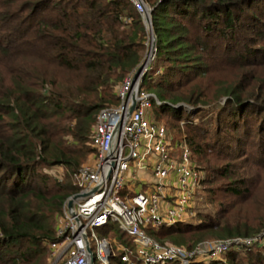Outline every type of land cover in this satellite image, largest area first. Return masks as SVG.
<instances>
[{"label":"trees","instance_id":"trees-1","mask_svg":"<svg viewBox=\"0 0 264 264\" xmlns=\"http://www.w3.org/2000/svg\"><path fill=\"white\" fill-rule=\"evenodd\" d=\"M146 1L159 68L140 88L148 82L159 101L151 96L157 120L184 130L214 206L197 223L147 232L187 247L254 235L264 228V0ZM146 39L129 0H0V264H47L97 112L118 101ZM192 264H264V241Z\"/></svg>","mask_w":264,"mask_h":264},{"label":"built area","instance_id":"built-area-1","mask_svg":"<svg viewBox=\"0 0 264 264\" xmlns=\"http://www.w3.org/2000/svg\"><path fill=\"white\" fill-rule=\"evenodd\" d=\"M129 1L141 13L147 30L143 65L136 76L137 67L115 86L118 101L97 112L90 129L91 159L70 177L75 189L66 196L54 237L48 241L49 264H111L112 256L137 264L132 251L145 264H192L219 256L232 245L250 246L262 238L260 233L210 238L187 247L147 232L148 226L186 221L195 214L194 199L198 198L202 174L185 135L180 154L174 151L172 136L152 114L154 94L140 88L143 74L153 67V28L152 22L146 23V17L151 20L152 7L146 0ZM58 176L59 181L64 179L62 174ZM109 221L118 223L133 249L118 238L117 254L111 243L114 236L109 239L95 234L94 227ZM88 229L95 238L94 248Z\"/></svg>","mask_w":264,"mask_h":264},{"label":"rangeland","instance_id":"rangeland-1","mask_svg":"<svg viewBox=\"0 0 264 264\" xmlns=\"http://www.w3.org/2000/svg\"><path fill=\"white\" fill-rule=\"evenodd\" d=\"M155 68H159L157 64H154V66L151 69L152 73H153V75L151 73V76H152L153 79H156V77H157ZM147 83L148 82L145 81L143 86H142L143 87L142 89H144L146 91H147V88H146L145 85H147ZM212 106H213V104L202 105V107L206 108V109H208V108H210ZM152 114H154L153 108H152ZM158 121L160 123H162L163 125H165V127L167 128L168 133L172 136V144H173V147H174V151L177 152L178 154H180V152L182 150L181 144L184 141V135H185L184 134V130L182 128L179 129L178 127L174 126L172 124L171 116L167 117L166 114H162L161 117H160V120H158ZM89 159H91V154H89L87 156L85 161H87ZM195 162L198 163L197 160H195ZM201 173H204V172L201 171ZM74 189H75V187H74ZM123 194H124V190L121 191V195H123ZM194 204L196 206L195 207L196 208V212L190 219L186 220L187 222L197 223L200 220V216H198V213L202 214V213L213 211V209H214L213 204L211 202H209V200L207 198V195H206V192L202 188V186H201V188H200V190L198 192V198L194 199ZM93 231L95 232V234L98 237L106 236L107 238L111 239L114 236L115 239L113 241H111L112 247H113V250L115 251V253H117V254L119 253V249H118L116 240L118 239V237H117L118 233H120L121 231L119 230V225H118V223L116 221H109V223L104 225V226L94 227ZM88 233L91 236L92 248H94L95 247V238L92 235L91 229H88ZM258 233L261 234L260 237H262V238H260V241H256V242H260L261 243V242L264 241V228ZM205 239H210V238H205ZM165 240L168 241L167 239H165ZM256 242H254V243H256ZM254 243H252V244H254ZM115 258H116L115 256L111 257V264H115V260H116ZM47 264H49V260H47Z\"/></svg>","mask_w":264,"mask_h":264},{"label":"water","instance_id":"water-1","mask_svg":"<svg viewBox=\"0 0 264 264\" xmlns=\"http://www.w3.org/2000/svg\"><path fill=\"white\" fill-rule=\"evenodd\" d=\"M151 11H152V8H151V10H150V13H151ZM146 23H147L148 25L151 23V20H150L149 18H147V17H146ZM155 46H156V35H155L154 31L152 30V48H151V51H152V52L154 51ZM142 65H143V62H141V63L137 66V68H136V70H135V72H134V76H136V75L141 71ZM182 104H183L184 106L188 107V108H191V106H189V105H187V104H184V103H178V104H176V105H182ZM133 106H134V101H133V103H132L131 108H133Z\"/></svg>","mask_w":264,"mask_h":264},{"label":"crops","instance_id":"crops-1","mask_svg":"<svg viewBox=\"0 0 264 264\" xmlns=\"http://www.w3.org/2000/svg\"><path fill=\"white\" fill-rule=\"evenodd\" d=\"M141 174H143V175H145V174H146V175H148V174H147V173H145V172H142Z\"/></svg>","mask_w":264,"mask_h":264},{"label":"bare ground","instance_id":"bare-ground-1","mask_svg":"<svg viewBox=\"0 0 264 264\" xmlns=\"http://www.w3.org/2000/svg\"><path fill=\"white\" fill-rule=\"evenodd\" d=\"M145 60H146V61L148 60V55H147V57L145 58Z\"/></svg>","mask_w":264,"mask_h":264}]
</instances>
